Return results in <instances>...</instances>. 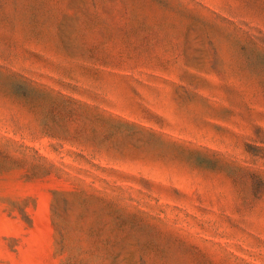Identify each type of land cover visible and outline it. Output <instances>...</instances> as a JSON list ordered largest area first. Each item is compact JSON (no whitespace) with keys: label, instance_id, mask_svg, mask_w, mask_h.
<instances>
[{"label":"rangeland","instance_id":"obj_1","mask_svg":"<svg viewBox=\"0 0 264 264\" xmlns=\"http://www.w3.org/2000/svg\"><path fill=\"white\" fill-rule=\"evenodd\" d=\"M0 264H264V0H0Z\"/></svg>","mask_w":264,"mask_h":264}]
</instances>
